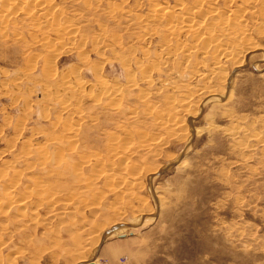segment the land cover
<instances>
[{
	"label": "rangeland",
	"instance_id": "1",
	"mask_svg": "<svg viewBox=\"0 0 264 264\" xmlns=\"http://www.w3.org/2000/svg\"><path fill=\"white\" fill-rule=\"evenodd\" d=\"M263 5L0 0V264H264Z\"/></svg>",
	"mask_w": 264,
	"mask_h": 264
},
{
	"label": "bare ground",
	"instance_id": "2",
	"mask_svg": "<svg viewBox=\"0 0 264 264\" xmlns=\"http://www.w3.org/2000/svg\"><path fill=\"white\" fill-rule=\"evenodd\" d=\"M4 1H6V0H4ZM254 1V0H253ZM252 2V1H251ZM198 3V2H197ZM261 3V2H260ZM262 4V3H261ZM157 6V5H156ZM178 6H180L179 4H178ZM178 6H177V8H178ZM185 6V5H184ZM194 6V5H193ZM199 6V5H198ZM264 6V5H263ZM201 7H202V5H201ZM165 8H161V7H157L154 11L156 12V11H158L157 13H158V15L157 14H153V15H155V17H157V19H155V18H153V19H155V20H157V22H159V24H162V25H168L170 22H172V20H175V22H181V21H184V19H186V18H188V16L189 17H192L194 14H195V12H197V11H199V9L197 10V11H195L194 10V12H192V13H190V14H188V11L185 13L184 12V10L183 11H181L182 9H174V10H171V11H169V10H164ZM171 9V8H170ZM187 9V8H186ZM248 9V8H247ZM188 10V9H187ZM192 10V9H191ZM154 11H152V12H154ZM186 11V10H185ZM206 10H204V12H205ZM260 11V10H259ZM154 12V13H155ZM160 12V13H159ZM191 12V11H190ZM203 12V11H202ZM203 12V13H204ZM201 13V12H200ZM202 13V14H203ZM208 13V12H207ZM213 14V13H212ZM211 14V15H212ZM201 15V14H200ZM205 15V14H204ZM207 15V14H206ZM217 15V14H216ZM264 15V14H263ZM262 15V16H263ZM196 16V15H195ZM199 16V15H198ZM208 16V15H207ZM201 17V16H200ZM199 17V18H200ZM202 17H205V16H202ZM213 17H215V15L213 16ZM211 18V17H210ZM197 19V18H196ZM195 19V20H196ZM201 19V18H200ZM215 19V18H214ZM202 20V19H201ZM207 20H209V19H207ZM211 20V19H210ZM209 20V21H210ZM151 21V20H150ZM189 22L191 21L192 22V20H188ZM204 21V20H203ZM186 22V21H185ZM198 22V21H197ZM182 23V22H181ZM190 24V23H189ZM193 24V23H192ZM197 24V23H196ZM196 24H194V25H196ZM205 24H206V22H205ZM46 25V24H45ZM52 25V24H51ZM176 25V24H175ZM174 25V26H175ZM180 25V24H179ZM179 25L177 26V27H172V29H175L176 28V31H174V32H172V34H181V32H183L181 29H180V27H179ZM207 25V24H206ZM185 26V25H184ZM187 26H189V25H187ZM190 26H192L193 27V25H190ZM181 27H183V26H181ZM199 27V26H198ZM71 28V27H70ZM204 28H205V26H204ZM170 29V28H169ZM184 29H186V28H184ZM190 28H188V29H186V30H189ZM199 29V28H198ZM206 29V28H205ZM191 30V29H190ZM195 31L197 30L196 28L194 29ZM223 30V29H222ZM226 30V29H225ZM63 31V30H62ZM171 31V30H170ZM192 31V30H191ZM194 31V32H195ZM60 32V31H59ZM187 32V31H186ZM57 33V32H56ZM184 33V32H183ZM196 33V32H195ZM198 33V32H197ZM196 33V34H197ZM230 33V32H229ZM195 34V35H196ZM218 35V34H217ZM200 37V36H199ZM199 37H198V39H199ZM234 40V39H233ZM241 42V41H240ZM202 43V42H201ZM207 45V44H206ZM225 45V44H224ZM204 46V45H203ZM243 46V45H242ZM241 46V47H242ZM215 47V46H214ZM239 49V48H238ZM250 49V48H249ZM253 49V48H252ZM220 50V49H219ZM176 51V50H175ZM223 52H224V49H223ZM231 52V51H230ZM237 52V51H236ZM233 53V52H232ZM172 54V53H171ZM225 55V54H224ZM232 55V54H231ZM234 55V54H233ZM228 56V55H227ZM226 56V57H227ZM229 57V56H228ZM232 57V56H231ZM213 58V57H212ZM138 66V65H137ZM150 68V67H149ZM96 69L97 68H95L94 67V69L92 70L93 71V73H94V75L96 76L97 75V72H96ZM138 69V68H137ZM92 73V74H93ZM65 76V75H64ZM94 76V77H95ZM142 77V76H141ZM96 78V77H95ZM98 81V79H96V82ZM128 81V80H127ZM83 83V82H82ZM63 85V84H62ZM77 85V84H76ZM103 87V86H102ZM177 104V103H176ZM15 132V131H14ZM69 163V162H68ZM67 165V164H66ZM74 169V168H73ZM56 170H58V169H56ZM67 171H68V169H67ZM72 172V171H71ZM71 174H73V172L71 173ZM72 176V175H71ZM7 193V192H6ZM4 195H6V194H4ZM4 197H6V196H4ZM9 196H7V198H8ZM10 198V197H9ZM6 199L5 201H8L9 203H12L11 202V200L10 199ZM20 203V202H19ZM17 204V203H16ZM22 204H17V206L16 207H18V206H21ZM9 206V205H8ZM7 206V207H8ZM3 207V206H2ZM6 206H5V209L7 208ZM19 210V209H18ZM139 218H137V220H134V221H132L133 223H135V222H137V221H140V220H138ZM141 219H143V218H141ZM7 255V254H6ZM84 262V261H83ZM81 264V263H80ZM90 264H95V262H91Z\"/></svg>",
	"mask_w": 264,
	"mask_h": 264
},
{
	"label": "crops",
	"instance_id": "3",
	"mask_svg": "<svg viewBox=\"0 0 264 264\" xmlns=\"http://www.w3.org/2000/svg\"><path fill=\"white\" fill-rule=\"evenodd\" d=\"M131 237H115L103 241L96 249L98 264H119L131 245Z\"/></svg>",
	"mask_w": 264,
	"mask_h": 264
},
{
	"label": "snow or ice",
	"instance_id": "4",
	"mask_svg": "<svg viewBox=\"0 0 264 264\" xmlns=\"http://www.w3.org/2000/svg\"><path fill=\"white\" fill-rule=\"evenodd\" d=\"M10 55H11L10 53L0 52V57H4V56H9V57H10ZM207 152H209V153L215 152L217 155L219 154V152L217 151V149L214 148L212 145H209V148L207 149ZM240 179H241V181H243L244 177L241 176ZM237 186H238V185H237ZM222 190H226V189H223V188H221V187H217V188H216V192H217V193H219V192L222 191ZM233 191H234V189H233ZM209 195H211L210 192H209ZM211 198H212L213 202H215V200H216V196H215V195H212ZM221 199H223V197H221ZM206 202H207V201H205V203H206ZM254 202H255V201H253V203H254ZM229 207L231 208L232 205H229ZM241 210H242V209H241ZM256 223H260V221L257 220ZM237 257H238V258H237V260L235 261V264H250V260L248 259V257H247L243 252H239V253H237Z\"/></svg>",
	"mask_w": 264,
	"mask_h": 264
}]
</instances>
